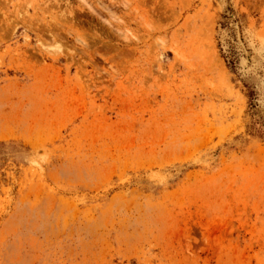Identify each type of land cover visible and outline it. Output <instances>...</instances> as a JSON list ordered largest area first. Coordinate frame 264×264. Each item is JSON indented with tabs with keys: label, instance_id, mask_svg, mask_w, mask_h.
<instances>
[{
	"label": "rangeland",
	"instance_id": "rangeland-1",
	"mask_svg": "<svg viewBox=\"0 0 264 264\" xmlns=\"http://www.w3.org/2000/svg\"><path fill=\"white\" fill-rule=\"evenodd\" d=\"M0 264H264V0H0Z\"/></svg>",
	"mask_w": 264,
	"mask_h": 264
}]
</instances>
